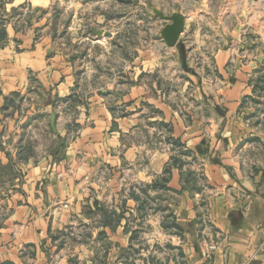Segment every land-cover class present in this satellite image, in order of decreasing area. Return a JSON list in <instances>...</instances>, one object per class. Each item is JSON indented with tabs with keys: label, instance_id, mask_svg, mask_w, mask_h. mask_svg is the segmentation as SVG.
Instances as JSON below:
<instances>
[{
	"label": "crops",
	"instance_id": "crops-1",
	"mask_svg": "<svg viewBox=\"0 0 264 264\" xmlns=\"http://www.w3.org/2000/svg\"><path fill=\"white\" fill-rule=\"evenodd\" d=\"M87 1L0 0V264H264V127L244 121L249 69H230L224 49L209 64L181 48L189 13L158 3L185 15L175 46L86 62L92 39L116 37L106 17H83L104 0ZM56 6L70 14L59 26ZM67 29L91 46L67 49Z\"/></svg>",
	"mask_w": 264,
	"mask_h": 264
},
{
	"label": "rangeland",
	"instance_id": "rangeland-1",
	"mask_svg": "<svg viewBox=\"0 0 264 264\" xmlns=\"http://www.w3.org/2000/svg\"><path fill=\"white\" fill-rule=\"evenodd\" d=\"M102 1L88 0L87 3L100 4ZM155 3L167 12L184 9L189 13L190 24L186 33L188 35L185 34L186 39L180 41L181 48L196 49L203 54L205 63L209 62V64L212 63L211 60L213 61L214 53L218 49H224L232 53L229 59L230 69L241 64L249 69L247 77L252 91L244 98L246 109L244 121L248 124H259V127L263 128L264 0H104L102 8L86 7L83 17L88 18L91 15L106 17L109 22L98 24L116 32V37L111 41H103L104 43L96 41L99 38L92 39L95 43L92 54L86 56V62L93 61L92 58L101 54V51L104 53L102 60L117 63L121 56L123 57V52L126 53L127 61V55L134 59L137 50L141 47L159 49V42L163 41L158 35L162 23L161 18L152 12ZM103 10L108 12L103 14ZM53 14L58 26L60 21L65 22L70 19V14L66 15L63 10L61 13L59 6L54 8ZM70 31L73 29L69 31L67 29V34L59 30L57 41L60 43L64 40L66 48L73 52L76 50L84 52L89 45L91 46L88 40L86 41L89 45L85 43L86 41L77 43V40L71 37ZM105 47L109 48V53L103 51ZM170 61L167 59L168 63ZM253 107L255 111L251 113ZM199 224L202 229L210 227L206 216L200 217ZM212 232H203L208 235L207 243L212 239L216 240L215 229ZM65 238L62 239L66 242Z\"/></svg>",
	"mask_w": 264,
	"mask_h": 264
},
{
	"label": "water",
	"instance_id": "water-1",
	"mask_svg": "<svg viewBox=\"0 0 264 264\" xmlns=\"http://www.w3.org/2000/svg\"><path fill=\"white\" fill-rule=\"evenodd\" d=\"M152 12L154 15L159 16L165 21L159 32L160 38L167 46H175L185 27V15L180 11L165 14L155 6L152 7ZM99 33L101 34L103 31H100ZM107 34L110 35L109 32H107ZM55 122L56 113L52 110L50 112V125L54 132H56Z\"/></svg>",
	"mask_w": 264,
	"mask_h": 264
},
{
	"label": "built area",
	"instance_id": "built-area-1",
	"mask_svg": "<svg viewBox=\"0 0 264 264\" xmlns=\"http://www.w3.org/2000/svg\"><path fill=\"white\" fill-rule=\"evenodd\" d=\"M215 235L219 236V232L215 231ZM262 245H264V230H263V240H262ZM217 247V242L216 240L212 239L210 242L207 243L206 248H205V252H204V256L209 259L212 257V254L215 250V248Z\"/></svg>",
	"mask_w": 264,
	"mask_h": 264
},
{
	"label": "trees",
	"instance_id": "trees-1",
	"mask_svg": "<svg viewBox=\"0 0 264 264\" xmlns=\"http://www.w3.org/2000/svg\"><path fill=\"white\" fill-rule=\"evenodd\" d=\"M1 23H2V21H1ZM3 38H5V26L4 25H2V24H0V41L3 39ZM173 143L175 144V145H180V143H179V141L178 140H173ZM181 146V145H180ZM186 152V151H185ZM174 163H176V160L174 161ZM178 164H180V163H178Z\"/></svg>",
	"mask_w": 264,
	"mask_h": 264
}]
</instances>
